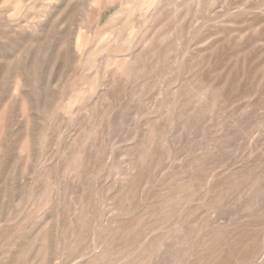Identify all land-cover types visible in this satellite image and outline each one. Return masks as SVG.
<instances>
[{"label":"rangeland","instance_id":"rangeland-1","mask_svg":"<svg viewBox=\"0 0 264 264\" xmlns=\"http://www.w3.org/2000/svg\"><path fill=\"white\" fill-rule=\"evenodd\" d=\"M0 264H264V0H0Z\"/></svg>","mask_w":264,"mask_h":264}]
</instances>
